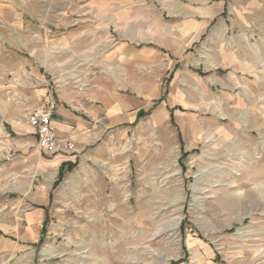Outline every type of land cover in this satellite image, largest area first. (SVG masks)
Returning a JSON list of instances; mask_svg holds the SVG:
<instances>
[{
    "label": "rangeland",
    "instance_id": "rangeland-1",
    "mask_svg": "<svg viewBox=\"0 0 264 264\" xmlns=\"http://www.w3.org/2000/svg\"><path fill=\"white\" fill-rule=\"evenodd\" d=\"M113 13V0H0V230L16 241L23 193L34 181L52 186L41 239L0 253V264H166L193 236L222 255L245 244L246 255L260 257L264 86L242 82L246 53L217 48L222 37L210 27L181 53L180 67H149L153 81L139 84L153 99L149 114L88 130L68 153L76 154L73 169L53 187L56 174L41 156L54 155L39 151L27 120L32 92L46 87L56 104L96 94L89 76L114 71L96 63L104 54L108 62L119 40ZM81 23L93 26L66 40ZM40 56L53 60L39 68ZM131 86L119 90L132 94Z\"/></svg>",
    "mask_w": 264,
    "mask_h": 264
},
{
    "label": "crops",
    "instance_id": "crops-1",
    "mask_svg": "<svg viewBox=\"0 0 264 264\" xmlns=\"http://www.w3.org/2000/svg\"><path fill=\"white\" fill-rule=\"evenodd\" d=\"M113 4L114 33L119 40L108 50V62L105 54L104 60L96 62L98 65L112 66L113 75L106 78L91 74L89 83L94 84L96 94H83L85 100L80 95V98L72 99L71 103L64 99L58 102L51 119L52 129L58 137H70L73 142L82 141V135L97 125L105 126L108 123L127 126L147 116L153 99L149 97V88L145 89L139 84L153 81L149 67H160L161 72L168 73L171 68L180 67L183 60L181 53L186 51L187 46L199 43L203 29L207 27H210L212 36L222 37L220 41L224 43L216 44L217 48H225L226 52L230 49L234 51V48L238 52L241 48L246 53L242 59L245 63L241 66L242 82L248 87L251 84L264 86V0H113ZM89 26L93 25L81 23L75 28L73 26L64 38L67 40L69 37L74 39L84 36ZM98 30L92 28L89 32L95 34ZM52 45L53 42L49 47ZM95 46L90 50L100 49L98 45ZM52 60L50 56L44 57V60L41 56L36 57L34 63L37 65L34 66H49ZM252 68L256 75L251 74ZM39 80L41 84L42 80ZM118 84L121 89L122 85L134 84L130 89L132 94L122 92L119 88L116 90ZM47 92L49 90L46 87H35L29 101L32 109L47 100ZM163 100L164 97L157 99L158 102ZM161 107H158L154 115L157 119L164 118ZM141 112L145 114L141 116ZM169 114L171 117V108ZM75 156L73 153L41 158L51 162L50 170L56 174L55 181L59 167L66 162L74 163ZM29 187L23 193V202L27 208L17 225L19 237L15 241L0 230V253L15 251L18 245L37 243L42 237L43 225L46 223L45 228L47 226V205L52 186L49 188L34 181ZM256 228L264 243V221ZM249 235L248 231L247 240L251 239ZM245 248L244 244L235 253L222 255L211 241L198 236L188 237L182 243V250L177 257L168 260L166 264H264V253L260 257L246 255L243 251ZM66 264L89 263L74 261Z\"/></svg>",
    "mask_w": 264,
    "mask_h": 264
},
{
    "label": "built area",
    "instance_id": "built-area-1",
    "mask_svg": "<svg viewBox=\"0 0 264 264\" xmlns=\"http://www.w3.org/2000/svg\"><path fill=\"white\" fill-rule=\"evenodd\" d=\"M57 104L47 92V100L28 113V124L34 129L36 146L45 155L68 154L74 151V142L55 135L51 119Z\"/></svg>",
    "mask_w": 264,
    "mask_h": 264
},
{
    "label": "trees",
    "instance_id": "trees-1",
    "mask_svg": "<svg viewBox=\"0 0 264 264\" xmlns=\"http://www.w3.org/2000/svg\"><path fill=\"white\" fill-rule=\"evenodd\" d=\"M144 114L145 113H143V112L140 113L141 116L144 115ZM172 119H173V117H172V109H171V121H172ZM73 166H74V163L66 162V163H63L59 167L57 178H56V180H55V182L53 184V187H56L59 184V182L62 181L65 171H71L73 169ZM45 224L43 225V229L42 230L45 229Z\"/></svg>",
    "mask_w": 264,
    "mask_h": 264
},
{
    "label": "bare ground",
    "instance_id": "bare-ground-1",
    "mask_svg": "<svg viewBox=\"0 0 264 264\" xmlns=\"http://www.w3.org/2000/svg\"><path fill=\"white\" fill-rule=\"evenodd\" d=\"M173 228H175V227H173Z\"/></svg>",
    "mask_w": 264,
    "mask_h": 264
}]
</instances>
